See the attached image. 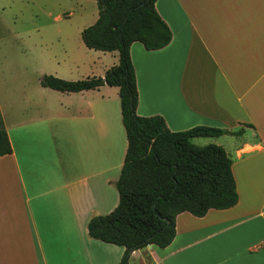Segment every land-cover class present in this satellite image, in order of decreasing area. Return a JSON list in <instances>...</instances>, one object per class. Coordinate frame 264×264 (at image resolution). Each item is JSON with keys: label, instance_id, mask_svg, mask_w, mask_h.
I'll return each mask as SVG.
<instances>
[{"label": "crops", "instance_id": "0c3cea01", "mask_svg": "<svg viewBox=\"0 0 264 264\" xmlns=\"http://www.w3.org/2000/svg\"><path fill=\"white\" fill-rule=\"evenodd\" d=\"M155 9L172 41L155 52L130 47L136 115L160 116L173 133L244 125L240 138L192 141L228 154L238 204L202 219L179 215L168 248L150 245L128 264H264V0H157ZM81 56L51 77L103 78L118 65L116 52L85 48ZM28 87L17 115L5 112L8 97L0 100L12 149L0 158V264H120L123 247L87 233L93 217L119 203L115 183L127 150L119 90L40 85L27 97Z\"/></svg>", "mask_w": 264, "mask_h": 264}, {"label": "trees", "instance_id": "16d2710c", "mask_svg": "<svg viewBox=\"0 0 264 264\" xmlns=\"http://www.w3.org/2000/svg\"><path fill=\"white\" fill-rule=\"evenodd\" d=\"M96 22L84 29L81 40L88 50L118 54V65L103 78L66 82L44 76L41 87L61 93H80L107 86L119 90L127 150L115 183L118 206L107 216L93 217L88 237L123 247L120 264L150 245L168 248L176 236V218L187 213L202 219L209 211H227L238 204L232 160L222 147H197L194 139L223 136L240 138L236 131L195 127L173 133L160 116L138 117V91L130 47L145 51L166 48L172 41L169 27L155 9L157 0H94ZM246 128H252L246 126ZM12 149L0 116V158Z\"/></svg>", "mask_w": 264, "mask_h": 264}, {"label": "rangeland", "instance_id": "374dc122", "mask_svg": "<svg viewBox=\"0 0 264 264\" xmlns=\"http://www.w3.org/2000/svg\"><path fill=\"white\" fill-rule=\"evenodd\" d=\"M97 16L94 0H0V100L10 99L6 113L18 114L24 83L30 97L43 76L82 59L81 33ZM64 76L77 78L68 71Z\"/></svg>", "mask_w": 264, "mask_h": 264}]
</instances>
